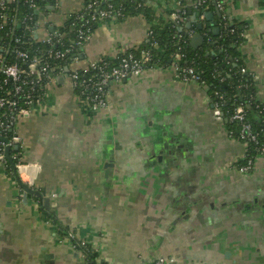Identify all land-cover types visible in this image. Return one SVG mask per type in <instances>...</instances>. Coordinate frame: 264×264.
Wrapping results in <instances>:
<instances>
[{
    "label": "crops",
    "instance_id": "0c3cea01",
    "mask_svg": "<svg viewBox=\"0 0 264 264\" xmlns=\"http://www.w3.org/2000/svg\"><path fill=\"white\" fill-rule=\"evenodd\" d=\"M86 1L59 0L46 18L62 27ZM144 1L160 24L166 12L174 20L187 8L191 16L195 0ZM227 14L243 26L241 59L264 104V0H227ZM221 17L216 9L198 21L213 32ZM189 22L184 34L193 31ZM151 26L142 14L99 23L74 66L141 49ZM174 64L155 62L141 77L112 83L109 107L97 112L67 78L58 79L44 104L19 119L20 149L11 153L17 173L0 159V264H89L73 240L104 264H147L160 256L176 264H264V159L250 175L237 172L245 145L214 116L208 89L181 82ZM180 140L189 160L175 167L169 144ZM16 174L50 199L62 229L36 196L25 203ZM242 202L252 209L243 211Z\"/></svg>",
    "mask_w": 264,
    "mask_h": 264
},
{
    "label": "built area",
    "instance_id": "2783aa9c",
    "mask_svg": "<svg viewBox=\"0 0 264 264\" xmlns=\"http://www.w3.org/2000/svg\"><path fill=\"white\" fill-rule=\"evenodd\" d=\"M54 1L48 3L47 10L45 11L37 5L35 0H26L29 8L34 13H28L23 19H19L17 14L8 15L6 13L8 2H16V0H0V31L4 30L5 27L8 28L10 33H14L16 29H23L30 32L31 36H35V39L49 46L46 51L41 53V56H32L26 50L15 48L12 52L11 47L0 45V109L6 110L4 116L0 118V138H4L3 135L6 131H12L17 126L20 118H29L33 108L44 104L46 93L56 84L58 79L67 78L72 89L77 92L81 103L92 111L97 112L109 107L108 88L112 83L141 77L146 71L154 68L151 65L153 62L152 50L150 48H143L130 50L116 59L90 60L83 67L76 68L73 65L81 61L80 57L83 53V51L81 53L79 50L73 58V64L69 65L67 71L64 70L62 63L66 60L67 55L73 51V44L70 48L67 47L63 50L55 48L56 46L58 47V44L63 45L61 42L62 34L59 31L61 27L56 28L46 18L52 14L53 10L58 9L60 6L59 0ZM204 2L206 0H200L199 4ZM214 2L216 9L223 12L227 0H214ZM37 11L38 14H36ZM120 14L119 10L115 13V8L111 4L107 8H102L98 1L85 3L82 9L78 12L70 13L65 18V21L71 17L74 19L72 33L75 39L72 40V43H77V45L84 47L94 36V25H98L109 19L118 18ZM173 19L178 23L180 16L175 15ZM51 28H54L53 32ZM220 29L222 32H230V34L236 32L235 28L231 25L230 17L227 15L223 16ZM151 35L152 31L150 30L147 42ZM193 35V31H189L188 34L179 32L175 37L177 40L174 53L176 77L183 83H198L208 89V85L194 66L189 64L182 66L179 64L185 57V45L188 44ZM244 42L245 31H241L237 34L239 49L244 45ZM14 43L26 45L29 41L24 36H19L15 37ZM151 46L156 48L158 47V43L153 42ZM138 51L139 54L137 53ZM11 52L15 55L16 61L15 63L8 64L7 56ZM240 72L251 76L245 64L240 68ZM10 85L13 86L12 89H9ZM218 99L212 104L213 114L217 119L223 121V108L226 100L223 96H218ZM229 120L239 126L238 134L235 131H230L228 132L229 137L243 143L246 147V152H248L249 146L253 145V150L256 153L253 158L248 159L247 155H245L244 164L240 165L237 163V171L247 173L253 169L258 160L264 159V140L261 139V133L255 131L253 128L242 105L236 107L230 113ZM262 134L264 138V133ZM8 141V145L12 148L21 143L16 133L13 139ZM2 145H4V153L0 154V159L5 162V147L7 144L2 143ZM69 237L75 238L74 235H70ZM78 243L74 244V247L79 250L83 248L84 250H81L82 256L87 259V253L91 249H89L84 241L78 240ZM92 252L95 253L93 250ZM95 263L104 264L97 258H95ZM147 264L174 263L167 257L160 256Z\"/></svg>",
    "mask_w": 264,
    "mask_h": 264
},
{
    "label": "trees",
    "instance_id": "16d2710c",
    "mask_svg": "<svg viewBox=\"0 0 264 264\" xmlns=\"http://www.w3.org/2000/svg\"><path fill=\"white\" fill-rule=\"evenodd\" d=\"M90 1H98L100 7L107 8L110 4L114 6L115 13L117 10L120 11L118 19H124L132 15L142 14L148 22L151 23L152 35L149 37L148 42L141 49L150 48L152 50L153 62L152 66L155 65V62L160 67L168 65L170 60H174V53L176 50V35L179 34L180 30L184 28L188 18H191L192 30L197 33H206V39L202 46L198 49H194L191 46V41L185 45L184 48V59L179 63L184 66L185 64L192 65L196 68L198 73L201 75L202 79L208 85V94L211 98L212 104L219 100L218 96H223L226 100V104L223 108L225 125L228 128V132L235 131L238 134L239 126L236 123H233L229 120L230 113L233 110L242 105L245 109L248 120L252 124L255 131L260 132L261 139L264 140V104L256 99L255 85L254 81L249 75H244L240 72V68L243 66V61L241 59L240 49L237 44V34L243 31V26L235 24L231 20V25L235 28L236 32L230 34V32L221 31L218 36H214L212 30L199 29L198 21L200 17L204 16L207 11L216 10V4L214 0H206L204 3H200V0H195L191 12L189 15V9H184L178 13L180 20L174 21L171 16L173 13L166 12L167 20L162 23H155L156 16L151 6H149L144 0H87L85 3ZM37 5L41 7L42 10H47L48 3L55 2L54 0H35ZM6 13L8 15L17 14L19 19H23L28 13L33 14L34 11L31 10L26 3V0H16V2H8ZM49 10V9H48ZM1 12V11H0ZM227 15V3L225 4V9L222 12V17L219 19V26L223 22V16ZM73 17L68 18L64 25L60 28L61 42L63 45L58 44L56 46L57 50H63L65 48H70L73 44V51L69 53L66 57V60L62 63L64 70L68 69L69 65L72 63L74 56L80 50L82 53L83 48L86 46L77 45V43H72V40L75 39L74 34L72 33V23ZM97 24L94 25L93 31L97 30ZM74 28V27H73ZM24 36L25 39L29 41L26 45H18L14 43L15 37ZM77 40V38H76ZM157 42L158 47H152V43ZM0 45H6L12 48V52L15 48L26 50L32 56L38 55L41 56V53L46 51L49 46L35 39V36H31L30 32H27L23 29H16L14 33H10L7 27L4 30L0 31ZM161 51V52H160ZM11 52L7 56V63H15V55ZM139 54V51L137 52ZM24 64V62H22ZM13 86L10 85L9 89H12ZM6 110L0 109V118L4 116ZM13 115V114H12ZM15 135V129L12 131H6L3 137L12 140ZM237 138V137H236ZM238 139V138H237ZM4 145L0 143V154L4 153ZM13 152V151H12ZM15 152V151H14ZM14 154H18L15 152ZM256 155L253 150V145L249 146L247 152V159L253 158ZM17 162V159L14 160ZM9 169H13L11 164L5 161ZM245 160L239 163L240 165L244 164ZM40 204L42 211L48 215V217L53 221V223L60 229H62L61 224L57 218L50 212H45V208L42 203ZM64 232L63 230L61 231ZM75 244H79L77 240H73ZM80 250H84L80 248ZM86 252V250H85ZM96 254L91 250L87 253V261L89 264L95 263Z\"/></svg>",
    "mask_w": 264,
    "mask_h": 264
},
{
    "label": "water",
    "instance_id": "95a60500",
    "mask_svg": "<svg viewBox=\"0 0 264 264\" xmlns=\"http://www.w3.org/2000/svg\"><path fill=\"white\" fill-rule=\"evenodd\" d=\"M36 14H38V11L36 12ZM220 15V14H219ZM207 20L208 21H210V22H212L213 21V15H212V13H208L207 14ZM211 25H213L212 23H210ZM210 25V26H211ZM192 27V23H188L187 25H186V29H190ZM198 28L201 30V29H203V24H199L198 25ZM51 31L53 32L54 31V28H51ZM180 32L181 33H183V29H181L180 30ZM219 32H220V29L219 28H214L213 29V34L216 36V35H218L219 34ZM191 46L194 48V49H198V48H200L201 46H202V44L204 43V37L199 33V34H196V35H194L192 38H191ZM84 57V55L83 54H81V57L80 58H83ZM68 69L66 68V71H67ZM0 143H4V144H7V146L5 147V157H6V159H7V161L11 164V166L13 167V170H14V172L15 173H17L16 171V164H15V162H14V159L12 158V156H11V153H12V151H19V149H20V147H19V145H16L15 147H11V146H9L8 144H9V141L7 140V139H4V138H0ZM181 143H183V141H181ZM184 144V143H183ZM170 150H168L169 151V155L170 154H172V149H175V147H174V144L173 143H171L170 145ZM181 147V146H180ZM180 147H178L179 149H180ZM182 149H183V147H181ZM167 151V152H168ZM176 152H178L177 150H174V153H176ZM162 153H164V152H162ZM183 153V152H182ZM159 160H161V158L159 157ZM112 166V164L111 163H107L106 165H105V169H106V175H107V173L109 172L107 169L108 168H110ZM16 179H17V183H18V185H19V187L21 188V190L24 192V199H25V203H27V196L28 195H34V196H36V197H38L39 199H43V196L41 195V193H39L38 191H35V190H33L29 185H27V184H24V183H22L21 181H20V179H19V177H18V175L16 174ZM44 200V201H43ZM42 200V203H43V206H44V208H45V212H50V199H48V198H45V199H43Z\"/></svg>",
    "mask_w": 264,
    "mask_h": 264
},
{
    "label": "flooded vegetation",
    "instance_id": "af4514ba",
    "mask_svg": "<svg viewBox=\"0 0 264 264\" xmlns=\"http://www.w3.org/2000/svg\"><path fill=\"white\" fill-rule=\"evenodd\" d=\"M184 143V142H183ZM183 143H181V140L180 141H177V142H174L173 144H174V147H175V149H172L171 151H172V154H170V156L172 157V158H174V160L172 161V164L171 165H173V166H180V165H182L181 164V162H179L181 159L183 160V158L184 159H186V160H189V156H187V155H185V153H187V150H185L186 148V146H185V144H183ZM170 145V144H169ZM183 147V149L181 148V147ZM178 147H180V149L178 148ZM174 150H177L178 152H176V153H174ZM183 152V153H182ZM181 167V166H180ZM255 170H256V165L253 167V169L251 170V171H249V172H247V173H240V172H238L239 174H241V175H250V174H252L253 172H255ZM194 188H195V192H197V190H196V186H194ZM259 201L258 200H256L255 201V204L256 203H258ZM184 204H182V206H183ZM251 204H245V203H243L242 202V204L240 205L241 207L240 208H242V210L244 211H248V210H250V209H252V206H250ZM168 259H170V260H172L173 261V263L174 264H176V262L173 260V259H171V258H169V257H167Z\"/></svg>",
    "mask_w": 264,
    "mask_h": 264
},
{
    "label": "rangeland",
    "instance_id": "374dc122",
    "mask_svg": "<svg viewBox=\"0 0 264 264\" xmlns=\"http://www.w3.org/2000/svg\"><path fill=\"white\" fill-rule=\"evenodd\" d=\"M51 24H53V23H51ZM73 64V63H72ZM74 66V65H73ZM84 66V65H83ZM83 66H81V67H83ZM75 67V66H74ZM20 119H24V118H20Z\"/></svg>",
    "mask_w": 264,
    "mask_h": 264
}]
</instances>
